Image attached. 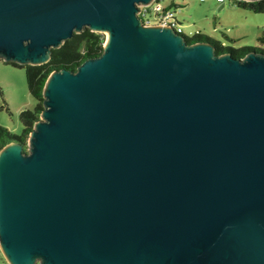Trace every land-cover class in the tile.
Here are the masks:
<instances>
[{"label": "water", "instance_id": "1", "mask_svg": "<svg viewBox=\"0 0 264 264\" xmlns=\"http://www.w3.org/2000/svg\"><path fill=\"white\" fill-rule=\"evenodd\" d=\"M150 2L0 0L5 62L105 34L48 74L26 151L0 148L8 264H264V54L144 24Z\"/></svg>", "mask_w": 264, "mask_h": 264}, {"label": "rangeland", "instance_id": "2", "mask_svg": "<svg viewBox=\"0 0 264 264\" xmlns=\"http://www.w3.org/2000/svg\"><path fill=\"white\" fill-rule=\"evenodd\" d=\"M166 6L175 4L182 33L200 32L221 42L223 46L256 47L264 30V10L253 12L238 7L233 0H159ZM153 24L151 15H147ZM105 37V34H103ZM35 99L29 94L23 67L0 59V126L14 134L22 130L19 112L33 109ZM0 264H8L0 252Z\"/></svg>", "mask_w": 264, "mask_h": 264}, {"label": "trees", "instance_id": "3", "mask_svg": "<svg viewBox=\"0 0 264 264\" xmlns=\"http://www.w3.org/2000/svg\"><path fill=\"white\" fill-rule=\"evenodd\" d=\"M234 3L244 9L253 12H262L264 10V0L242 1L233 0ZM174 7L175 4H168ZM184 39L187 43L199 41L209 42L214 48L215 54L224 52L229 53L233 58H241L247 52H259L264 54V30L258 36L259 46L256 47H231L223 46L220 41L208 37L200 32H195L192 35H185ZM104 36L102 33L92 32L89 29H84L79 33H73L72 36L58 47L50 52V58L47 62L40 65H13L23 67L25 70V81L29 94L35 99L36 104L33 109H23L19 112V118L22 123V130L19 134H14L8 131L5 127L0 126V148L9 141H16L22 145V150L26 151V139L31 131L33 123L38 119L42 109V87L48 74L54 70L70 69L74 70L76 65L81 63L87 57H95L102 51Z\"/></svg>", "mask_w": 264, "mask_h": 264}, {"label": "built area", "instance_id": "4", "mask_svg": "<svg viewBox=\"0 0 264 264\" xmlns=\"http://www.w3.org/2000/svg\"><path fill=\"white\" fill-rule=\"evenodd\" d=\"M204 1V0H200ZM224 0H217L223 2ZM137 15L144 24H151L147 15H151L154 23L162 26H170L175 32L183 34L180 23L176 17L175 7L169 5H162L159 0H151L147 5H140L138 7Z\"/></svg>", "mask_w": 264, "mask_h": 264}]
</instances>
